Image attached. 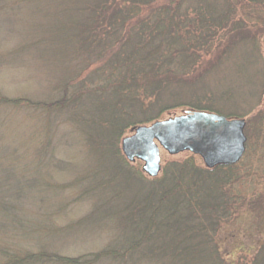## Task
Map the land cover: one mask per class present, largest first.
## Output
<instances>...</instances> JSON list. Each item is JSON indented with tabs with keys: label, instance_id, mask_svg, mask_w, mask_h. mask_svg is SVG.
Listing matches in <instances>:
<instances>
[{
	"label": "trees",
	"instance_id": "obj_1",
	"mask_svg": "<svg viewBox=\"0 0 264 264\" xmlns=\"http://www.w3.org/2000/svg\"><path fill=\"white\" fill-rule=\"evenodd\" d=\"M186 2L0 0V10L36 7L30 19L40 17V31L50 26L55 35L63 34L80 43L81 49L75 54L86 55L84 59L90 61L82 70L77 69L81 75L84 72L83 80H74L80 79V74L70 79L61 88L60 98L33 102L28 98L0 96V106L29 113L32 119L35 116L44 119L50 129L57 114L72 111L80 125H91L85 140L89 151L106 153L126 170L130 180L145 186L129 204L125 203V215L120 214L117 223L120 228L123 225L130 230L131 239L96 254L62 257L49 251L41 236L46 222L45 198L52 191L56 197L58 189L51 184L38 185L30 176L34 174L30 164L43 165L53 159L54 154L50 153L53 140L41 143L32 158H24L17 148L8 154L2 146L6 136L2 134L1 122L0 264H236L235 253L228 254L231 261L224 257L220 233L247 213L262 218L264 189L256 191L249 200H242V191L234 186L239 164L208 170L199 157L189 153L181 161L166 164L162 177L152 179L142 172L139 162L135 166L127 162L119 147L121 138L128 132L157 122L165 111L180 107L175 102L179 95L172 92L174 85L196 75L203 80L210 69L222 64L217 58L212 65V50L224 48L226 56L232 47L246 43L259 52V60L264 63L260 54V46L264 45V19L250 18L252 14L237 19L234 11L235 7L246 5L264 11V0ZM186 4L191 6L183 9ZM253 21L260 29L254 34ZM28 39L23 44L32 47L31 43L38 37ZM207 62H210L208 72L197 74L199 67ZM170 93L172 99L166 103L164 98ZM91 97L96 100L99 119L90 116L91 108L86 101ZM191 108L212 112L211 108ZM117 181L118 176L114 175L105 182L99 181L89 191L99 196L98 190ZM116 197L117 194L112 196ZM117 215L106 213L103 217L115 221ZM61 232L53 229L54 236ZM252 254H255L253 264H264V244L261 243L259 250L246 252Z\"/></svg>",
	"mask_w": 264,
	"mask_h": 264
},
{
	"label": "rangeland",
	"instance_id": "obj_2",
	"mask_svg": "<svg viewBox=\"0 0 264 264\" xmlns=\"http://www.w3.org/2000/svg\"><path fill=\"white\" fill-rule=\"evenodd\" d=\"M189 2L191 0L186 3ZM186 5L183 9L191 6ZM36 10V7L29 6L0 10L2 97L28 98L33 102L58 99L62 96L61 88L70 79L81 75L77 69L82 70L90 63L84 59L86 55L82 57L75 54L81 49L80 43L63 34L55 35L50 26L40 31V17L30 19V15L33 17ZM234 11H237V19H242L246 14H252L250 18L264 19V11L258 7L239 6ZM252 25L251 32L254 34L259 27L254 21ZM30 36L38 37L35 43H31L32 47L23 44ZM260 49L264 58V45ZM223 50L224 48L214 49L211 52L212 65L217 58L222 63L215 70L210 69V62L198 66L200 69L197 74L203 71L206 74L210 69L203 80L196 75L190 77L191 80L174 85L175 90L172 89V92L179 95L175 102L181 105L165 111L159 121L186 113L202 112L191 108L193 106L211 108L212 112L205 113L219 114L228 119H244L246 153L235 170L238 178L234 186L242 191L240 199L249 200L259 189H264V63L259 60V52L253 51L254 48L246 43L232 47L226 56ZM75 55L77 59H74ZM83 76L84 72L80 79L74 80L81 81ZM171 94L165 96L166 103L171 101ZM86 102L88 108H91L90 116L99 119L96 100L91 97ZM71 112L57 114L59 116H55L50 129V124H46L44 119L36 116L32 119L29 113L0 106V123L3 125L2 134L6 136L2 146L7 149L8 154L17 148V152L20 151L24 158H32L40 144L52 138L54 146L50 153L54 154L53 159L46 160L43 165L30 164L37 178L34 174L30 176L37 180L38 185L51 184L59 191L56 197L53 191L46 198L44 196L46 213L43 210V217L46 222L41 229L42 242L49 251L62 257L79 258L112 248L126 238L133 237L130 230H126L123 225L120 228L117 223L120 214L125 215V203L129 204L137 192L145 190V186L130 180L126 170L106 153L89 151L85 140L91 125H80ZM132 133L133 131L128 132L123 138H128ZM123 138L120 140V148ZM185 156L186 153L169 156L161 150L162 172L166 164L181 161ZM139 163L142 168L143 164ZM121 164L126 166L123 162ZM121 169L124 172L119 173ZM162 172L157 178L162 177ZM114 175L118 176L117 183H109L98 190L99 196L89 191L99 181L105 182ZM114 194H117L115 199L112 198ZM106 213H117L118 219L113 221L103 217ZM263 217L247 213L220 233V246L226 259L231 261L228 254L235 253L236 264H253L255 254L246 255V252L250 249L259 250L261 243L264 244ZM54 228L62 231L61 234L55 233L54 236Z\"/></svg>",
	"mask_w": 264,
	"mask_h": 264
},
{
	"label": "water",
	"instance_id": "obj_3",
	"mask_svg": "<svg viewBox=\"0 0 264 264\" xmlns=\"http://www.w3.org/2000/svg\"><path fill=\"white\" fill-rule=\"evenodd\" d=\"M244 119H228L205 112L184 115L139 126L121 141V152L130 164L141 162L142 172L155 179L162 172L161 150L169 156L189 153L213 170L235 166L246 153Z\"/></svg>",
	"mask_w": 264,
	"mask_h": 264
}]
</instances>
